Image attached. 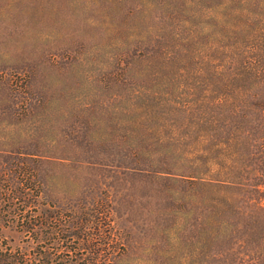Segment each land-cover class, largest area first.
Returning a JSON list of instances; mask_svg holds the SVG:
<instances>
[{"label":"rangeland","instance_id":"374dc122","mask_svg":"<svg viewBox=\"0 0 264 264\" xmlns=\"http://www.w3.org/2000/svg\"><path fill=\"white\" fill-rule=\"evenodd\" d=\"M216 1L0 0V204L13 201L43 228L48 214L55 217L72 235L59 244L74 251L73 264H214L201 252L196 187L139 170L143 164L125 155L145 136L201 133L202 106L215 108L224 96L211 86L218 46L230 43L216 24ZM259 1V8H236L230 16L238 25L253 22L238 45L245 61L264 67ZM154 45L171 57L158 81L143 65L121 70L122 53L136 58ZM207 61L204 77L190 78ZM251 85L237 82L244 89L227 98L233 134L220 158L231 151L234 217L242 228L239 216H246L254 246L264 237V136L254 113L259 100L251 98L262 84ZM154 92L171 104L193 103L191 111L160 117L153 103L143 108ZM241 131L249 141L238 146ZM20 229L1 230L24 246Z\"/></svg>","mask_w":264,"mask_h":264},{"label":"trees","instance_id":"16d2710c","mask_svg":"<svg viewBox=\"0 0 264 264\" xmlns=\"http://www.w3.org/2000/svg\"><path fill=\"white\" fill-rule=\"evenodd\" d=\"M260 4L259 0H217L214 5L219 11L216 24L220 25L224 36L228 33L226 36L230 37V43L218 46L217 72L211 79L212 88L220 91L224 96L217 99L215 108L206 103L202 106L201 133L186 135L187 133L178 132L152 136V140L149 136H145V143L140 138L139 143H134L130 148L132 149L129 152L130 155L124 154L132 158L135 163L143 164L144 168H139V170H150L154 174L183 179L191 187H196V203L199 213L197 224L201 252L205 262L210 261L214 264H264V244H262L264 237L260 235L254 241L256 245L251 246L250 243L253 240L244 227L246 216L243 213L239 216L242 228L235 221L232 189L235 182L233 169L236 165L227 156L231 155V151L226 152L227 155L225 157L222 155L220 158V151L228 149L232 141L233 131H231L230 122L234 115L233 110L230 109L231 102H228L227 98L239 97V90L244 89V87L236 86L239 81L252 83V88L262 84L259 94L254 93L251 98L259 100L260 104L256 106L254 113L261 128L260 132L264 136V71H262L264 67L257 65L260 60L248 58L245 61L247 53L240 50L238 45L239 35L245 30L246 25L253 22L245 18L241 25H238L231 21L233 15L230 13L236 8L244 11L259 8ZM222 10H228L229 13L224 14ZM220 36H223V33H220ZM225 48H229L231 54L229 50L226 52ZM132 54L126 51L117 60L121 62V70L125 73L134 68L140 69V65H143L148 69L150 79L158 81L165 71L171 69L170 53L160 46L148 47L136 58ZM209 62H206L204 71L197 73L200 75L190 78L204 77L203 72H208L210 68ZM180 75L188 77L184 69ZM178 77L179 75L170 76L169 82L180 80ZM169 102L168 99H161L154 92L146 100L143 108H148V105L153 103L152 107L156 105L157 108L163 110L160 113L162 117L165 110L170 113L191 111L190 107L193 104L187 105L174 100L172 104ZM181 124L175 127L180 128ZM160 126H163L162 120L158 125V130ZM248 141V132L241 131L234 142L241 146ZM253 142L250 141L249 144L252 145ZM261 153L264 163V150ZM19 184L28 190L31 189L29 188L31 186H27L28 183ZM192 194H195L194 191ZM191 197L193 198V195ZM11 202L6 207L0 204V264H73L74 251L59 244L67 236H72L64 230L62 224L58 225V222L53 221L55 217L48 214L45 219L49 222L43 228L40 222L28 219L23 214V210L20 211L16 203ZM5 225L21 226L20 231L27 244L12 245L11 239L2 233L1 229Z\"/></svg>","mask_w":264,"mask_h":264}]
</instances>
